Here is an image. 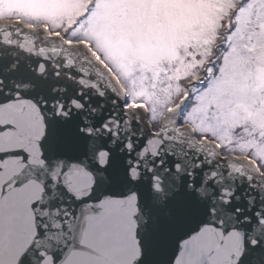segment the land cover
I'll return each instance as SVG.
<instances>
[{"label":"snow or ice","instance_id":"1","mask_svg":"<svg viewBox=\"0 0 264 264\" xmlns=\"http://www.w3.org/2000/svg\"><path fill=\"white\" fill-rule=\"evenodd\" d=\"M0 264H264V0H0Z\"/></svg>","mask_w":264,"mask_h":264}]
</instances>
